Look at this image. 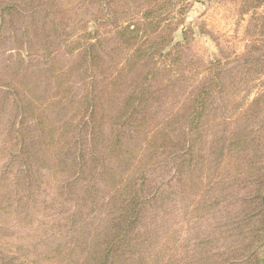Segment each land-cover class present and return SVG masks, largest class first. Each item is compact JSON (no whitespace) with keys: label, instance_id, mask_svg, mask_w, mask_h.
Here are the masks:
<instances>
[{"label":"rangeland","instance_id":"rangeland-1","mask_svg":"<svg viewBox=\"0 0 264 264\" xmlns=\"http://www.w3.org/2000/svg\"><path fill=\"white\" fill-rule=\"evenodd\" d=\"M170 1L145 47L159 68L147 87L178 144L152 150L147 126L135 127L122 154L90 142L76 104L153 62L120 46L98 0H0V264H88L122 180L142 174V222L110 264H251L250 217L264 197V0ZM86 43L102 46L106 75L79 63ZM197 86L205 108L195 132L182 113ZM110 95L99 103L107 113ZM103 154L91 176L78 174Z\"/></svg>","mask_w":264,"mask_h":264},{"label":"trees","instance_id":"trees-1","mask_svg":"<svg viewBox=\"0 0 264 264\" xmlns=\"http://www.w3.org/2000/svg\"><path fill=\"white\" fill-rule=\"evenodd\" d=\"M98 2L102 3V9L107 16V20L112 21L120 46H133L136 49L134 53L143 61L142 63L153 62L155 66L152 65L153 67L150 70H145L143 65L139 71L134 69L137 72L130 83L121 80V76H112L108 77L101 86L87 89L76 104L80 113H82L79 128L89 133L90 142L92 140L95 143L102 142L108 149L118 150L122 154L130 152L127 143L130 137L127 131H133L135 127L142 129L147 126V131H150L152 135L149 138L150 149L172 148L178 143L174 141L171 131L164 132L161 130L158 112L156 113L154 110L156 104L157 108L159 106L160 96L157 98L153 91H149L147 87V84L150 83V75L154 77L159 68H157L154 54L151 53L152 48L149 50L145 48L148 39L159 36L160 31L163 30L160 14L167 11L171 1L98 0ZM136 18H140V20ZM86 44L85 48L82 47L79 63L95 68L96 78L98 74L106 75L108 70L99 66L101 62H106L104 58L107 57L106 54L103 56V53L100 54L98 51L102 50V46L99 47L96 43ZM137 44L138 46L141 45L139 49H137ZM170 53L168 54L170 55ZM198 84L201 85L200 82ZM195 89L193 93L189 94L186 102L187 108H185V113H182V115H184L183 122L188 123V131L194 130L196 132L203 121L205 93L202 92L201 86H197ZM104 93L114 94L110 95V100L117 101L114 111L110 113H107L105 109L102 110L99 104L104 97ZM37 120L42 128L41 135H44V130L48 126L44 124V120ZM178 146L182 147V145ZM188 147H190V144ZM105 157L104 154L99 158L95 157L94 161L91 162L94 168L89 163L83 162L78 174L87 172V176H91L96 171L97 168L95 167L101 159L102 164H104ZM30 173L29 170L27 175H30ZM61 173L67 175L64 169ZM77 175L75 173L73 176L76 181L78 180ZM73 177L70 180L72 185L76 183ZM62 186H66V183L63 182ZM62 186L59 188H62ZM145 188L146 177L144 174L133 181L122 180V187L111 202L118 201L115 205L117 213L113 215L103 237L97 239V241L94 240L96 241L93 242V244L95 243V249L90 253L88 264H110V259L117 258L120 250L115 249L114 245L118 242L123 245L129 241V234L132 229L142 222L141 211L144 208ZM257 201L262 203V207L258 213L250 217L255 224L252 239L256 247L246 259H252L251 264H264V197L260 196Z\"/></svg>","mask_w":264,"mask_h":264}]
</instances>
